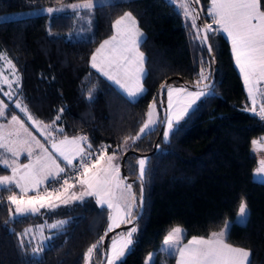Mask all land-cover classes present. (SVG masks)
<instances>
[{
  "label": "trees",
  "instance_id": "trees-1",
  "mask_svg": "<svg viewBox=\"0 0 264 264\" xmlns=\"http://www.w3.org/2000/svg\"><path fill=\"white\" fill-rule=\"evenodd\" d=\"M71 1L80 0H0V14ZM207 4L208 0H199L196 6L203 24L211 21L205 13ZM65 9L1 18L0 53L15 65L20 78L16 96L30 113L45 124L55 121L65 135L85 133L93 149L111 145L110 153L124 137L134 135L149 102L159 105L161 82L196 84L202 68L210 77L211 57L195 39L191 21L186 22L169 0L96 1L91 9L77 13ZM124 11L133 14L144 32L140 49L145 57V92L134 100L122 96L89 63L98 43L112 33L113 19ZM210 37L216 61L212 94L196 102L167 141L159 135L151 149L156 126L132 146L138 153L129 149L123 159L125 173L135 177V158L146 154L148 173L142 210L134 222L137 232L122 264H142L150 250H154L151 264H175V255L159 249L168 229L182 227V240L206 236L226 218L231 220L226 242L250 250L251 264H264V184L252 179L256 159L249 153L251 140L264 133V121L247 109L228 40L221 33ZM160 117L159 106V121ZM7 171L0 165V174ZM132 183L139 196L138 182ZM9 194L0 193V264H82L86 250L108 232L109 209L85 197L65 205L67 223L62 228L43 229V237H36L32 223L42 220V214L10 221ZM241 200L247 205V222L233 220ZM45 216L51 220L58 214ZM28 228L33 231L23 237L21 248L16 234ZM41 241L44 251L34 256L31 249ZM100 255L101 247L91 264H98Z\"/></svg>",
  "mask_w": 264,
  "mask_h": 264
},
{
  "label": "snow or ice",
  "instance_id": "snow-or-ice-1",
  "mask_svg": "<svg viewBox=\"0 0 264 264\" xmlns=\"http://www.w3.org/2000/svg\"><path fill=\"white\" fill-rule=\"evenodd\" d=\"M175 4L176 0H169ZM199 0H180L177 12L182 11L185 21H191L190 26L195 30V39L206 47L209 54L213 51V45L209 42L210 34H226L231 42V49L235 63L243 74L244 83L247 86L249 97L253 107L250 111L264 121V102L256 107L258 88L264 82V7L262 0H210L208 16L211 22L197 25L201 12L195 7ZM94 6V0H84L83 3L70 4L67 8L77 13L78 10H88ZM64 7L46 11L49 14L64 12ZM215 25V27H214ZM114 34L100 44L96 52L91 56V67L96 69L108 80L119 86L122 96L134 100L145 92L141 79L145 75L144 53L140 51L143 33L140 31L137 21L131 12H125L123 16L115 20L113 24ZM51 35V31H49ZM6 56L0 53V60H6ZM214 59V57H213ZM203 63V61H202ZM7 64L12 68V78L4 75L0 69V91L6 85L8 91L4 92L10 100L19 92V75L15 71V65L11 60ZM208 75L202 68L197 81V91L189 92L186 88H173L170 85H162L168 89L169 109H172V94L184 93L185 101L175 111H170L166 117V131L163 136L167 141L169 135L174 132L175 126L189 114L190 109L202 97L212 94V86L203 81L208 80ZM15 85V87H13ZM89 99H92V91H89ZM15 108L31 122L44 140L51 144V151L41 143L26 127L24 120L13 114L6 124L0 123V165L4 170H10L11 175H0V193L8 192L7 201L9 207V220L17 221L18 217L36 215L41 209L54 211L61 205H68L70 201L83 202L85 197H94L96 204L114 210L109 216L110 224L108 232L121 224H133L137 213L134 211L143 205V183L148 173L146 159H138V179L140 180L139 196L132 191V184L127 183L121 177L120 165L117 161L124 152L136 145L144 135L154 130L158 119H153L155 102L149 105L146 114L147 119L135 135L123 138L117 149L109 154L111 145H101L93 149L86 135L69 138L62 128H57L55 121L45 124L37 120L22 101H14ZM9 105L0 100V119H6ZM63 109H61V112ZM60 116L56 117L59 120ZM62 136V139H57ZM129 141L131 143H129ZM254 149L264 148L259 141H252ZM21 154H26L28 163H19ZM74 161L77 163L74 164ZM63 164V166H62ZM68 170L71 171L69 174ZM257 172H264V161ZM257 182L264 184V177H259ZM80 191H72L76 186ZM15 189H18L17 193ZM30 192L33 195H28ZM3 198L0 197V202ZM139 200V204H137ZM11 206H14V212ZM247 205L242 202L239 207L238 220L247 222ZM6 224L8 221L5 222ZM67 221L57 220L49 225L52 229H60ZM230 225L220 232H213L208 238L193 237L186 244H182L184 231L180 226L172 228L164 238L161 251L178 256L177 264H251L252 253L248 249L234 247L226 242V233ZM43 226H41V231ZM33 231L25 229L23 233H17L20 237L19 245L24 247L23 237ZM137 227L133 226L124 233H120L112 239L107 252L101 253L106 264H118L123 261L126 253L131 250L133 234ZM107 232L105 233V236ZM34 240L35 237L33 236ZM50 237H45V240ZM104 237L92 244L84 254L85 264H90L92 256L103 244ZM44 241L32 247L34 256L44 251ZM152 256H149L151 262Z\"/></svg>",
  "mask_w": 264,
  "mask_h": 264
},
{
  "label": "rangeland",
  "instance_id": "rangeland-1",
  "mask_svg": "<svg viewBox=\"0 0 264 264\" xmlns=\"http://www.w3.org/2000/svg\"><path fill=\"white\" fill-rule=\"evenodd\" d=\"M103 2V1H110V0H94V2ZM84 0H80V1H71V2H65V3H58V4H44V5H40V6H37V7H32L30 9H27V10H18V11H13V12H10V13H7V14H0V19L1 18H7V17H15V16H19V15H22V14H29V13H36V12H45L48 14V12L46 11L47 9L49 8H53V9H57V8H61V7H64V8H67L68 5L70 4H77V3H83ZM180 3V0H176V3L173 4V6L177 9V6L179 5ZM195 6H197L199 8V3L196 4ZM210 6V0H209V4L208 6L206 7V11L205 13L207 14L208 13V8ZM125 12H129V11H124L122 14H120L119 16H117L116 18L113 19L112 21V33L103 38L99 43L98 45L95 47V49L93 50V52L91 53L90 55V58H89V63L91 65V56L93 55V53L96 52V49H98L100 47V44L103 43L104 40H107L109 39L115 32L114 28H113V24L115 22L116 19H118L119 17L123 16ZM181 14H182V11H181ZM133 15V14H132ZM208 15V14H207ZM139 27V26H138ZM140 31L143 33L144 35V32L143 30L139 27ZM141 51V49H140ZM142 52V51H141ZM7 60L9 59H6V60H0V69L3 70V73L4 75L8 76L9 79L12 78V68L11 66H9L7 64ZM234 64L236 65L237 67V70L238 72L240 73V75L242 76V79H243V74L240 72L239 70V67L237 66V64L235 63V59H234ZM96 70V69H95ZM144 70H145V67H144ZM97 71V70H96ZM101 74V73H100ZM102 75V74H101ZM106 78V77H105ZM110 81V80H109ZM112 84H114L118 89H119V86L116 85L113 81H110ZM243 82H244V79H243ZM141 83H142V79H141ZM143 84V83H142ZM166 85H170L171 87L173 88H186L189 92H194V91H197L198 89L197 88H190V87H186L184 86L182 83H177V82H173V83H168ZM13 87H15V85H13ZM144 87V85H143ZM244 87H245V90L248 92V89H247V86L245 85L244 83ZM258 88L261 89L263 92H264V82H261L260 85H258ZM5 91H8V88L7 86L5 85L4 86V89L3 91H0V100H2L5 104H8L9 107L8 109L6 110L7 112V117L6 119H0V123L2 124H6L8 122V120H10L11 118V115L15 114L17 116H19L22 120H24L25 122V125L26 127L29 128V130L32 132V134L41 141V143H44L45 144V147H48L49 150L51 151V144L47 141L44 140V137L40 135V133L34 128L32 127V124L30 121L27 120V118L24 116L23 113H21L19 111V109H16L15 108V104H14V101H17V100H20L16 95H13L12 96V99L10 100L7 96L4 95V92ZM185 101V95L184 93H173L172 94V109H169V97H168V89L165 87L164 88V94H163V105H164V110H165V115H164V120H163V125H162V129H161V132H160V139L161 140H165L164 139V136H163V133L164 131H166V117L167 115L169 114L170 111H175L178 107H180V105ZM153 102L155 101H151L149 102L148 104V107L146 109V114L148 113L149 111V105L152 104ZM155 110L153 112V119H158L159 120V106L160 105H157V103L155 102ZM259 108V107H257ZM145 114V118L143 120V122L141 123L140 127H142L143 123L146 121L147 119V115ZM158 124H156V126L158 127ZM155 126V127H156ZM140 127L138 128L137 132H139V129ZM135 133V134H136ZM134 134V135H135ZM69 138L71 137H76L77 135H67ZM63 137L62 136H57V139H62ZM253 151V150H252ZM250 152V153H253V152ZM112 152H110L109 154H111ZM138 159H146L147 160V155L146 154H138L135 158V162H136V177H138L139 175V166L137 164V161ZM120 160V159H119ZM119 160L117 161V163H119ZM261 161H264V156L263 158L260 157V159H258L256 161V165L254 167V169L252 170V179L254 180H258L259 177H264V172H257V169H259L261 167ZM19 163L23 164V163H28V158H27V155L26 154H21L20 158H19ZM63 166V164H62ZM120 174H121V171H120ZM0 175H11V171L8 170L7 172L3 173V174H0ZM121 177L123 178L122 174H121ZM127 182V181H126ZM127 183H130L132 184L133 188L135 187L134 184L132 182H127ZM132 188V191L134 192ZM15 191L18 193L19 190L18 189H15ZM72 191H76L77 193H79L80 191V186L77 185L75 189H73ZM34 193L30 192L28 195H33ZM95 202V198L94 197H91ZM70 202H73V201H70ZM69 202V203H70ZM244 202L243 200H241L238 204V207H237V210H236V213L233 217V220L237 221V222H240L238 220V216H239V207L241 205V203ZM245 203V202H244ZM106 206V205H105ZM107 207V206H106ZM12 209H13V212H14V206H12ZM109 209V208H108ZM66 210L65 208V205H61L59 208L55 209L54 212L58 214V216H55L53 217V219L51 220H48V218L45 216V214H49L53 211H50V210H47V209H41V212L39 214H42V217L43 219L40 220V221H36L34 223H32V227L34 229H36V232L34 233V236L36 237H43L42 234H43V229H52L49 227V225L55 223L57 220H64L65 221V218H66V214L64 213ZM114 214V210L113 209H109V213H108V221H107V226H106V229L108 230V227H109V224H110V220H109V216ZM230 219L229 218H226L222 225L216 229V232H220L222 230L225 229V226L226 225H229L230 223ZM135 226L136 224L133 223ZM133 224H130L128 225L127 227L125 228H122V229H118L114 232H112L107 240H106V246H105V251L107 252L110 248V245H111V242H112V239L117 237L120 233H124V232H127L132 226ZM123 225V224H121ZM120 225V226H121ZM41 226H43V229L41 231ZM137 227V226H136ZM134 236V234H133ZM87 251V250H86ZM86 253V252H85ZM84 253V254H85ZM152 256V260H153V255H154V250H150L148 251L144 258H143V262L142 264H151L152 263V260L151 262L149 261V256ZM93 257V256H92ZM178 259V258H177ZM92 261V259H91ZM82 264H85V260H84V257H83V260H82ZM91 264V262H90ZM103 264H106V259H104V262Z\"/></svg>",
  "mask_w": 264,
  "mask_h": 264
},
{
  "label": "water",
  "instance_id": "water-1",
  "mask_svg": "<svg viewBox=\"0 0 264 264\" xmlns=\"http://www.w3.org/2000/svg\"><path fill=\"white\" fill-rule=\"evenodd\" d=\"M195 7H196V6H195ZM196 9H197V7H196ZM196 23H197V25H203V23L200 21V19L197 20ZM205 48H206V47H205ZM206 51H207V49H206ZM207 53H208V51H207ZM208 55H209V56L211 57V59H212L213 66H212V69H211V74H210L209 79L206 80V81H204V82H202L201 85H200L201 87L203 86L204 83H208V84H211V83H212V80H213V77H214V72H215V69H216V66H215L216 61H215V58L213 59V57H214L213 53H211V54L208 53ZM181 83H182L184 86H186V87L197 88V83H196V84H188V83H186V82H181ZM162 85H166L165 81L161 82L160 85H159V87H158V89H157V102H158L159 105H160V109H161V117H160V122H159V124H158L157 131H156V133H155V137H154V139H153V141H152V144H151V149H153V148L155 147V142H156L157 138H158L159 135H160V132H161V129H162V125H163L164 115H165V110H164V105H163V94H164V88L161 87ZM130 151L133 152V153H138L137 151H135V150H133V149H131ZM144 153H146V152H144ZM126 155H127V151L124 152L123 155H122L121 158H120L119 165H120V171H121V174H122L123 178L126 179L127 182L137 181V182H138V188L140 189V183H141L140 180H139L136 176H135V177H130V176H128V175L125 173V171H124V168H123V159L126 157ZM138 204H139V200H138ZM142 206H143V205H142ZM141 210H142V207H138V208L136 209L135 212L137 213V215H136V218L134 219L133 223H134V222L137 220V218L139 217V215H140V213H141ZM128 225H130V224H123V225H121V226H119V227H117V228H114L111 232H107V235L104 236L103 244H102V246H101V253L106 252V251H105V246H106V240H107L108 236H109L112 232H114V231H116V230H118V229L125 228V227H127ZM104 259H105V257L101 254V255H100V260H99V263H98V264H103Z\"/></svg>",
  "mask_w": 264,
  "mask_h": 264
},
{
  "label": "crops",
  "instance_id": "crops-1",
  "mask_svg": "<svg viewBox=\"0 0 264 264\" xmlns=\"http://www.w3.org/2000/svg\"><path fill=\"white\" fill-rule=\"evenodd\" d=\"M208 4H209V0H208ZM208 4H207V6H208ZM210 17V16H209ZM211 18V17H210ZM212 19V18H211ZM211 21H209V22H207V23H210ZM214 27H215V25H214ZM226 39H227V37H226V34H223V33H221ZM228 40V39H227ZM228 42H229V46H230V52H231V55H232V60H233V63H234V56H233V53H232V49H231V42L228 40ZM235 65V64H234ZM235 67H236V65H235ZM236 69H237V67H236ZM238 71V70H237ZM240 74V73H239ZM240 77H241V80H242V84H243V87H244V82H243V79H242V76L240 75ZM244 90H245V87H244ZM261 90V89H260ZM263 92V91H262ZM245 93H246V96H247V102H248V107H247V109L250 111V109L253 107V105H252V100H251V98L249 97V94H248V92L245 90ZM262 102H264V94H261V92H258L257 93V97H256V107H259L260 106V104L262 103ZM251 112V111H250ZM253 140H257V141H259L260 142V144L261 145H264V133L263 134H261L260 136H258V137H256V138H253L252 140H251V143H250V146H249V153L252 151L253 153H250L255 159H256V161L258 160V159H260V157H262L263 158V156H264V148H258V149H254V147H253V144H252V141ZM176 226H178V225H175V226H172L170 229H168V231L164 234V236L162 237V239H161V241H160V244H159V249L161 250V247H162V245H163V241H164V238L166 237V235L168 234V232L172 229V228H174V227H176ZM182 228V227H181ZM183 229V228H182ZM184 231V230H183ZM213 232H216V230H214V231H212L211 233H213ZM211 233L210 234H208V235H206V236H201V235H194V236H189L188 238H186V239H184V240H182V244H186L189 240H191L193 237H204V238H208L210 235H211ZM218 233V232H217ZM228 243V242H227ZM230 244V243H229ZM231 245H233V244H231ZM234 247H238V248H243V247H240V246H237V245H233ZM245 249V248H244ZM164 252V251H163ZM165 253H167V252H165ZM177 258H178V256H176L175 255V264H177Z\"/></svg>",
  "mask_w": 264,
  "mask_h": 264
},
{
  "label": "built area",
  "instance_id": "built-area-1",
  "mask_svg": "<svg viewBox=\"0 0 264 264\" xmlns=\"http://www.w3.org/2000/svg\"><path fill=\"white\" fill-rule=\"evenodd\" d=\"M257 109H259V108H257ZM81 135H86L85 133H82V132H80V133H78L77 134V136H81ZM87 136V135H86ZM88 137V136H87ZM75 163H77V161H74V164ZM68 172H69V174H71V171L70 170H68Z\"/></svg>",
  "mask_w": 264,
  "mask_h": 264
}]
</instances>
